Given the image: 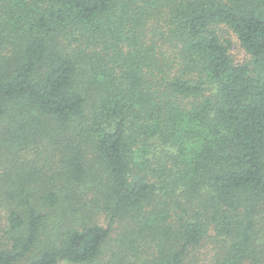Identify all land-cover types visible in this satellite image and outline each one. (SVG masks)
<instances>
[{
    "label": "trees",
    "instance_id": "16d2710c",
    "mask_svg": "<svg viewBox=\"0 0 264 264\" xmlns=\"http://www.w3.org/2000/svg\"><path fill=\"white\" fill-rule=\"evenodd\" d=\"M0 264H264V0H0Z\"/></svg>",
    "mask_w": 264,
    "mask_h": 264
},
{
    "label": "rangeland",
    "instance_id": "374dc122",
    "mask_svg": "<svg viewBox=\"0 0 264 264\" xmlns=\"http://www.w3.org/2000/svg\"><path fill=\"white\" fill-rule=\"evenodd\" d=\"M232 54L237 62H243L244 60L249 58L244 48L239 44L238 40L236 39L233 43Z\"/></svg>",
    "mask_w": 264,
    "mask_h": 264
}]
</instances>
